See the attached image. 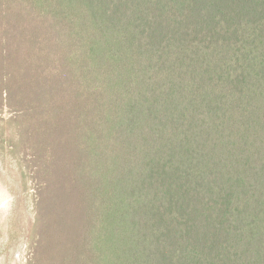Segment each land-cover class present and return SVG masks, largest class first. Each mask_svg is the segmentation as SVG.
Listing matches in <instances>:
<instances>
[{
    "label": "trees",
    "instance_id": "16d2710c",
    "mask_svg": "<svg viewBox=\"0 0 264 264\" xmlns=\"http://www.w3.org/2000/svg\"><path fill=\"white\" fill-rule=\"evenodd\" d=\"M0 11L50 72L62 264H264V0Z\"/></svg>",
    "mask_w": 264,
    "mask_h": 264
},
{
    "label": "rangeland",
    "instance_id": "374dc122",
    "mask_svg": "<svg viewBox=\"0 0 264 264\" xmlns=\"http://www.w3.org/2000/svg\"><path fill=\"white\" fill-rule=\"evenodd\" d=\"M11 24L0 11V264H62V191L51 173L61 130L51 128L48 93L34 94L50 72L28 40L17 49Z\"/></svg>",
    "mask_w": 264,
    "mask_h": 264
}]
</instances>
